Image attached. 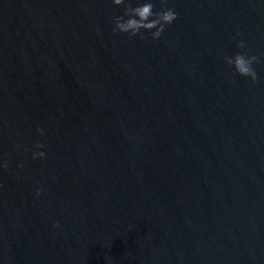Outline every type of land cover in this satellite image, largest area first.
<instances>
[{
  "label": "water",
  "instance_id": "1",
  "mask_svg": "<svg viewBox=\"0 0 264 264\" xmlns=\"http://www.w3.org/2000/svg\"><path fill=\"white\" fill-rule=\"evenodd\" d=\"M167 8L0 0V264H264V0Z\"/></svg>",
  "mask_w": 264,
  "mask_h": 264
},
{
  "label": "clouds",
  "instance_id": "2",
  "mask_svg": "<svg viewBox=\"0 0 264 264\" xmlns=\"http://www.w3.org/2000/svg\"><path fill=\"white\" fill-rule=\"evenodd\" d=\"M112 3L114 6H124L123 16H118L114 20L113 32L127 34L130 38L139 36L141 40H144L146 37L143 33L150 32L151 38L157 40L164 32L165 27L171 25L177 19L175 11L167 8L168 0H159L161 5L160 11H154V5L151 0H145L144 3H141L136 7L132 6L131 0H128L127 3L126 0H112ZM125 17H128V19H125ZM237 35H239V33ZM236 46L239 49H244L246 43L241 40L237 42ZM224 62L230 69H232L234 74L239 75L240 77L249 78L253 86L255 85L258 77L253 65L261 62L257 56H249L244 52H239L233 57L225 56ZM38 132L43 134L42 130H38ZM42 147H44V145L40 143L36 144L37 149ZM25 151H27V149H25ZM44 155V152L37 151L33 152L32 158H44ZM7 167V161L0 164V168L6 169ZM36 195L39 196L40 192L37 191ZM53 227L59 228V224H55Z\"/></svg>",
  "mask_w": 264,
  "mask_h": 264
}]
</instances>
